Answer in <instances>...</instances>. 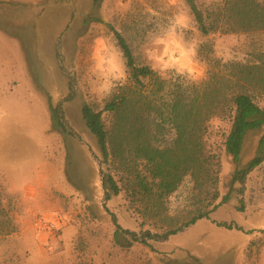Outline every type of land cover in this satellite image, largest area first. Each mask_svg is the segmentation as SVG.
I'll use <instances>...</instances> for the list:
<instances>
[{"label":"rangeland","instance_id":"374dc122","mask_svg":"<svg viewBox=\"0 0 264 264\" xmlns=\"http://www.w3.org/2000/svg\"><path fill=\"white\" fill-rule=\"evenodd\" d=\"M212 1L196 0L202 7ZM0 24V264H170L190 255L204 264H264V164L247 180L244 213L224 205L154 244L156 252L114 248L112 215L134 231L140 221L125 197L104 202L100 152L82 120L84 104L102 108L128 78L109 25L140 65L195 83L208 70L202 44L211 42L213 58L247 62L264 53V34L203 38L185 0H0ZM49 97L64 103L72 137L52 130ZM228 128L216 118L206 136L207 151L222 163L223 196L236 168L224 150ZM263 134L247 136L242 166ZM192 186L187 178L170 198L172 213L187 205Z\"/></svg>","mask_w":264,"mask_h":264},{"label":"trees","instance_id":"16d2710c","mask_svg":"<svg viewBox=\"0 0 264 264\" xmlns=\"http://www.w3.org/2000/svg\"><path fill=\"white\" fill-rule=\"evenodd\" d=\"M185 1L203 38L264 34V0H213L203 7L196 0ZM108 27L128 78L102 108L84 104L82 120L100 152L96 161L104 202L125 197L140 221L139 231L126 229L113 214V247L130 251L139 246L156 252L154 244L167 243L199 221L209 220L224 205L232 204L244 213L247 180L264 164L263 134L255 157L241 165L247 136L264 130V53L252 52L247 62H223L212 57L211 42L204 43L199 54L208 70L201 83L164 79L140 65L126 37ZM0 28L4 30L1 24ZM48 100L52 130L72 137L64 103ZM216 118L228 124L224 150L236 166L224 196L221 160L206 146L209 125ZM187 178L193 185L191 196L184 208L172 213L170 198ZM219 226L245 232L234 223ZM170 264L204 263L190 255Z\"/></svg>","mask_w":264,"mask_h":264},{"label":"built area","instance_id":"2783aa9c","mask_svg":"<svg viewBox=\"0 0 264 264\" xmlns=\"http://www.w3.org/2000/svg\"><path fill=\"white\" fill-rule=\"evenodd\" d=\"M50 229H55V226L51 225V226H50Z\"/></svg>","mask_w":264,"mask_h":264}]
</instances>
